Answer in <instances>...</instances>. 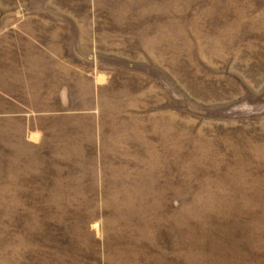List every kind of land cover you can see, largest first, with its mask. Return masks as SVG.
I'll list each match as a JSON object with an SVG mask.
<instances>
[{"label":"rangeland","instance_id":"374dc122","mask_svg":"<svg viewBox=\"0 0 264 264\" xmlns=\"http://www.w3.org/2000/svg\"><path fill=\"white\" fill-rule=\"evenodd\" d=\"M0 264H264V0H0Z\"/></svg>","mask_w":264,"mask_h":264}]
</instances>
